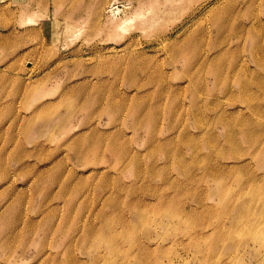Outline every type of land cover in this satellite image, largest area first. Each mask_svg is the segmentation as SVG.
I'll list each match as a JSON object with an SVG mask.
<instances>
[{"label":"rangeland","instance_id":"1","mask_svg":"<svg viewBox=\"0 0 264 264\" xmlns=\"http://www.w3.org/2000/svg\"><path fill=\"white\" fill-rule=\"evenodd\" d=\"M120 56L129 66L110 65ZM197 95L198 116L176 107ZM181 120L187 134L167 130ZM251 128L264 134V0H0V264H205L211 247L221 263L255 264L264 247L246 231H264V138L251 144ZM113 203L128 204L131 228ZM182 203L194 212L177 214ZM233 219L224 247L194 236Z\"/></svg>","mask_w":264,"mask_h":264},{"label":"bare ground","instance_id":"2","mask_svg":"<svg viewBox=\"0 0 264 264\" xmlns=\"http://www.w3.org/2000/svg\"><path fill=\"white\" fill-rule=\"evenodd\" d=\"M108 11H109V13L111 14L110 16H114V15H116V14H118V12H119V9L115 6L114 7V5H110L109 6V9H108ZM117 17V16H116ZM130 21L131 20H128V21H126V20H124V21H121L120 22V24H118L117 26V29H121V30H125L124 28L126 27V24H128V23H130ZM250 24H249V26H247V27H245V26H243V29L246 31V34L247 35H249V34H252L253 32H254V28H253V25H254V22H249ZM260 23L261 24H263L261 21H260ZM234 33H232V35H233ZM237 37H239L238 35H237ZM236 37V38H237ZM229 38V37H228ZM240 38V37H239ZM227 41L228 40H226V38H224V40H223V43H227ZM258 47V46H257ZM255 48V47H254ZM256 49H259V48H256ZM255 49V50H256ZM216 50H218V51H221V48L220 49H216ZM218 53V55H220L221 54V52H217ZM143 54H145L144 52H143ZM132 55H134V52H132L131 54H130V56H132ZM115 57V56H114ZM132 57H127V59H126V61H123V58L120 56V57H116V58H113V61H111L110 62V65L111 66H115L117 63H120V64H124L125 65V68L127 67V66H129V61H130V59H131ZM219 61H220V58H218V61H217V64L219 63ZM134 64H136V63H134ZM176 67V66H175ZM131 69H133V66H131L130 67ZM176 69V68H175ZM239 71V70H238ZM144 72V71H143ZM234 72H236V71H234ZM235 74V73H234ZM236 74H238V73H236ZM239 75V74H238ZM125 78L127 79V81H128V83L129 84H133L132 83V80H131V76L129 77L128 75H126L125 76ZM247 81L248 80H244L243 82H242V84H241V86L242 85H244V84H246L247 85ZM152 82H155L154 80L152 81ZM191 83V82H190ZM190 83L184 88L185 89V92H189V93H192V85H190ZM79 85H86V82L85 81H83V82H80V83H78ZM45 95L46 94H44V95H42V98H45ZM241 96H243V98L245 99V101L247 100V102H251L252 100H256V97L255 96H253V97H250V96H252V95H249V96H247V95H244V94H241ZM36 99V98H35ZM39 99V98H38ZM141 99V98H140ZM201 101V99L199 98V96L197 95V97L196 98H190L189 99V102H188V106H186L185 108H181V106H183L184 105V101H182V102H178V100L177 101H175L176 102V107L178 108V109H180V110H182V111H186V112H188L189 113V115H191V116H194V117H196V116H198L199 114H201L202 113V111H201V109L199 108V106H198V102H200ZM48 103H45V104H43L42 106H41V108L42 109H47V107H48ZM254 110H256V108L254 109ZM175 111V110H174ZM138 121V120H137ZM179 122V121H178ZM85 124L87 123V122H84ZM83 123V124H84ZM178 126H180L181 127V129H184V130H181L180 129V132H181V135H182V133H186L187 134V129H185L186 128V126H185V124L183 123V120H181V122H179L178 124H176V123H173V124H169V126H168V128H167V130H175L176 128L175 127H177L178 128ZM185 126V127H184ZM175 132V131H174ZM250 132H251V135H252V138L250 139V141H251V144L255 141V140H257V139H259V138H264V134H262L260 131L259 132H254V129L253 128H251L250 129ZM83 134H79L78 135V137H80V138H82L83 136H84V134H85V132H82ZM184 133V134H185ZM180 134V133H179ZM84 138H89V137H84ZM201 138V137H200ZM164 140H166V139H164ZM168 140H166V141H162V143H161V146H164V144L167 142ZM197 142H193V145L194 144H196ZM73 146H79L78 145V143L77 144H74ZM193 151H198L197 150V147H196V145H194L192 148H191ZM261 150H264V139H263V146H262V148H260ZM198 156V154L196 155V157ZM232 156V155H231ZM73 157H74V160H75V162L76 163H78V162H81V159L84 157V150L82 149V150H74V154H73ZM195 157V158H196ZM0 159L2 160V158H1V155H0ZM16 162L20 165V164H22V159L19 157V156H17L16 157ZM67 162V161H66ZM24 164V163H23ZM153 167L152 166H150L149 168H148V170L149 171H153ZM193 180H194V182H199V178L198 177H196V176H194V179H193V176L189 173L188 175H187V181H188V184L191 186V191L189 192V194L187 195V198L188 197H192V199L194 200V201H196L198 204H201V202H202V200H204L206 197H207V194L206 193H204V192H202V193H200L199 192V189H198V184L197 183H194L193 182ZM173 197V196H172ZM186 205H187V203H182L180 206H178V207H176V213L177 214H186V213H191V212H194V209L193 208H190V210H187L186 209ZM113 212L114 211H118L119 213H117L118 214V223H116L117 224V227L118 228H131L132 226H133V223H132V218H129V219H127V217H125L124 216V214H123V209H122V207H124V206H128V204L127 203H124V206H123V204H115V203H113ZM122 206V207H121ZM231 210L233 211V212H236V217H239V218H248V217H246V216H244L245 214H248L249 213V209L247 208V207H245V206H241V204L240 205H237V207H232L231 208ZM210 210H205V213L206 214H208V212H209ZM132 212V210L130 211V213ZM129 213V214H130ZM132 215V214H131ZM219 217H221L220 215H218ZM173 214H171V213H166V214H164V218L165 219H168V220H171V219H173ZM207 218H208V215H205V218H202L201 219V222H206L207 221ZM21 219V218H20ZM218 222H220V221H218ZM216 223L214 226H213V229H214V231L210 234V235H205V234H203V229L201 228V229H199L197 232H195L194 233V236L196 237H198L199 239H207L208 241H210L212 244H214V245H216V246H218V245H221L222 247H224L225 245H227V244H229L231 241H232V238L231 237H225L226 236V232L228 231V229H229V231H231V230H236L237 228H239L240 227V222H238V221H236V220H232L231 221V223H230V225L229 226H224V223ZM104 227L105 228H109V225H108V222H106L105 223V225H104ZM252 227V226H251ZM226 233V234H225ZM246 233H248L249 235H250V241H251V243L252 244H261L263 247H264V231H262L261 229H257L256 227H252V228H250L249 230H247L246 231ZM224 235V236H223ZM234 235H236V236H239V237H241L238 233H234ZM87 239H90V236H84V238H83V243L84 242H86V240ZM194 239L193 238H189V239H187V241H186V244L190 247L191 246V243H192V241H193ZM174 246H176V247H180L181 248V246H183V245H181V243H177V244H174ZM67 251H65L64 252V256L66 257V254H67V252H68V250L69 249H66ZM179 252V251H178ZM183 257V255L181 256V255H178V258H182ZM135 259H137L136 257H135ZM52 260H53V258H52ZM212 260H215L216 261V264H220L221 262V259H220V256H219V253H218V251H216V250H212V247L209 249V251H208V253H207V255L205 256V264H211V261ZM156 261H157V256H154V258H153V262L154 263H156ZM152 262V263H153ZM58 264H79V263H76L72 258H70V257H66V258H64L63 260H61ZM221 264H229V263H227V262H222ZM255 264H264V257H257L256 259H255Z\"/></svg>","mask_w":264,"mask_h":264}]
</instances>
